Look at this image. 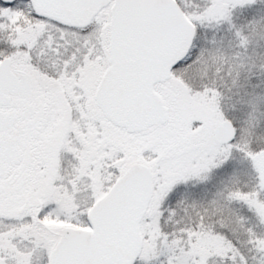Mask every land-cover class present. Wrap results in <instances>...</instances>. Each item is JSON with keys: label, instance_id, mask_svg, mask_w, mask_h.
Returning a JSON list of instances; mask_svg holds the SVG:
<instances>
[{"label": "snow or ice", "instance_id": "snow-or-ice-1", "mask_svg": "<svg viewBox=\"0 0 264 264\" xmlns=\"http://www.w3.org/2000/svg\"><path fill=\"white\" fill-rule=\"evenodd\" d=\"M0 264H264V0H0Z\"/></svg>", "mask_w": 264, "mask_h": 264}]
</instances>
